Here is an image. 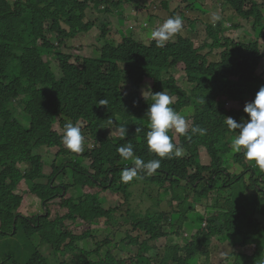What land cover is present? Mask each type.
I'll return each mask as SVG.
<instances>
[{
  "label": "trees",
  "instance_id": "1",
  "mask_svg": "<svg viewBox=\"0 0 264 264\" xmlns=\"http://www.w3.org/2000/svg\"><path fill=\"white\" fill-rule=\"evenodd\" d=\"M224 1L226 10L233 12L231 18L236 16L252 24L251 31L245 33L253 38L225 39V51L219 57L214 51L220 47L222 35L236 30L242 37L245 31L239 24L231 23L235 20H229L233 25L227 27V23L212 24V16L200 17L198 21L207 25L206 39L202 40L194 32V23L186 20L189 27L175 35V42L157 47L147 33L136 41L122 30L118 34L110 30L109 19L112 15L122 17L118 10L127 7L128 0H0V239H22L36 251L33 239L38 237L40 244L64 259L60 264H214L213 251L219 250L214 240L225 236L242 240L240 249L254 248L252 255L231 253L226 260L232 264H264V224L255 218L264 203V189H258L264 183V172L259 168L248 170L243 153H234L232 160L245 172L232 179L223 158L224 154H233L231 143L236 135L225 125V117L246 119L245 101H252L264 86V4L263 0ZM163 9L175 16L167 4ZM87 12H91L93 22L87 19ZM194 38L203 41L197 48ZM209 38H213L212 44ZM83 46L99 54L81 57L76 50ZM53 59L62 74L60 78L52 68ZM178 76L185 77L189 91L178 86ZM5 79L9 83L5 84ZM147 80L153 83L152 93L163 91L175 98L170 107L189 121V133L193 125L207 129L206 135L193 134L190 139L178 134V145L174 143V132H169L171 142L183 149L184 156L160 158L148 150L149 129L144 113L152 100L149 95H141V85ZM100 100H107V106H100ZM233 102L242 107L228 108ZM16 104L27 116L24 124L15 118ZM80 119L87 123L81 129L83 151L73 153L61 143L54 128L59 125L64 129L65 124ZM109 119L115 124L108 125ZM120 125L128 129L123 139L110 131ZM127 143L133 145L135 156L145 162L161 159L157 169L161 174L156 179L139 172L137 182L122 181V170L133 165L131 160L120 157L117 149ZM59 144L63 147L59 154L52 159L43 158L44 147ZM200 150H207L211 156V167L201 164ZM47 164L54 171L49 178L44 174ZM23 165L29 166L30 172L24 174ZM249 172L247 183L244 178ZM57 177L62 181L58 185L53 183ZM68 178L72 184L65 182ZM165 184L170 189L163 190ZM25 185L29 191L24 193L21 189ZM181 185H185L183 193L188 198L193 196L195 204L202 207L206 206L203 201L214 199L211 207L218 212L208 218L207 229L200 233L202 239L193 238L180 246L165 248L162 256L148 257L158 248L152 243L169 236L163 233L162 224L170 230L176 228L178 235L182 222L173 227L169 224L176 220L175 215L194 211L188 199L180 198L179 214L169 213L175 197L168 203L164 202L165 197H158L162 190L176 196ZM221 189L228 190L230 196L219 198ZM100 192L112 196L121 207L129 204L125 217L130 213L132 228L139 234L130 238L134 255L123 262L115 260L108 250L101 255L108 248L107 241H101L95 253L101 258L96 263L87 261L91 255L84 250L80 255L72 253L68 260L66 255L79 250V242L88 246L92 227L117 211L102 210ZM250 192L254 194V204H248ZM259 193L261 196L257 197ZM30 195L40 200L44 216L29 218L20 213ZM133 202L138 203V213L133 211ZM146 202L165 212L153 213L146 209ZM52 205L56 207L54 221L50 220ZM78 219L87 224L81 235L73 234L67 227ZM9 260L10 257L4 258L3 263L9 264ZM49 260L36 251L29 264H57Z\"/></svg>",
  "mask_w": 264,
  "mask_h": 264
},
{
  "label": "rangeland",
  "instance_id": "2",
  "mask_svg": "<svg viewBox=\"0 0 264 264\" xmlns=\"http://www.w3.org/2000/svg\"><path fill=\"white\" fill-rule=\"evenodd\" d=\"M79 1H84V0H79ZM130 3L127 5V7H123L121 10H118L119 14L122 13V17L120 16H114L112 15L111 19L109 21L111 22L110 24V30L113 31L114 33H117L119 31H123L124 33L127 34L128 37H134L136 39H140L138 37H144L146 36V32L143 29V23L148 22L146 25L148 28H151V31L158 28L165 20L170 18L171 13L167 12L166 10L163 9L164 5H168L171 9V12L175 15H178L182 18L183 20V28H188L189 24L186 22L188 20L189 22H193L194 25V32L198 33L200 36L201 40L206 39V36H204V30H206L207 25H203L198 21L200 17L207 18V15L213 19V13L217 14L220 16L219 20L213 21L212 24H216L220 20H222L220 23H227L225 26L230 27L234 23H237L241 26L242 29H245L242 37L238 34H236V30H228L222 35V43L220 47H215V54L220 57V54H222L225 51V39H250L253 37H249L246 35V31H251V25L249 22L246 21H241L240 19H237L236 16L232 17L233 12L227 11V5L226 1L224 0H153V3H149L148 0H128ZM251 1H257V0H251ZM264 4V0H263ZM262 5V4H260ZM264 8V6H263ZM139 11H142L143 15H140ZM136 12V13H135ZM261 12L264 14V9L261 10ZM94 16L97 17L96 13H94ZM99 16V14H98ZM87 19L90 22H93V16L91 12H87ZM124 20L121 22V20ZM137 20H142L140 21L139 24L137 23ZM150 19H152V22H150ZM105 20V17L101 20L100 24H102ZM229 20H235L234 22L229 23ZM136 22V23H135ZM87 23V20H86ZM135 24H138V27L136 26L134 32H129L128 29H131L135 26ZM241 29V30H242ZM101 28H98V31H100ZM260 30V29H259ZM199 38V40H200ZM194 47L197 48L198 46L201 45L203 41H199L198 38H194ZM170 41L175 42L176 37L174 36ZM207 41V40H206ZM208 42L212 44L214 42L213 38H209ZM263 50H264V41H263ZM80 52L81 57H93L97 56L99 53H92V51L87 47L83 46L82 48H79V50H76ZM64 53H70V51H64ZM52 68H54L56 75L58 78L62 76V74H59V68L57 65V62L53 59L52 60ZM261 70L264 72V61L262 62ZM177 84L178 86L185 90L189 91L190 87L186 84V80L184 76H178L177 78ZM141 89L144 91H152L153 90V83L147 81L145 84L141 85ZM141 92V95H142ZM148 92L145 93V97L148 96ZM167 93V92H165ZM169 95V93H167ZM171 96V95H169ZM172 97V96H171ZM173 101L175 100L174 97H172ZM246 102H251V100H246ZM245 105V104H244ZM17 111L15 114V118H17L20 122L23 124L25 123L27 116L22 115V108L16 104ZM228 108L231 109H240L242 106L238 103H232L231 105L229 104L227 106ZM190 113L188 114V116ZM189 124V121H187ZM190 125V124H189ZM56 130L60 134L61 128L59 125H57ZM29 129V128H27ZM112 133L119 135V133L116 131V129L110 130ZM174 131V130H173ZM175 135V143H178V134L174 132ZM92 148V146H91ZM59 154L58 149H47L44 148L42 149V156L44 159H52L54 158L55 155ZM184 155V154H182ZM234 154H226L224 156V162L225 165L227 164L228 168V173L233 177H238L242 174H244L245 169L237 166L236 163L232 160ZM199 159L201 160V164L203 166L211 167L212 166V159L211 156L208 154L206 150H200L199 152ZM248 168V170H254L257 169L253 165L252 162L245 161L244 162ZM22 172L25 174L27 172H30V167L23 165L21 168ZM53 170L51 168L50 164H47L45 166L44 174L46 175L47 178L51 177L53 175ZM251 172H249V175H247L246 181L248 183L250 179ZM243 179V178H241ZM60 182H62L58 177L53 181L54 184L58 185ZM68 184H72L71 179H66L65 181ZM44 184H47V179L43 181ZM260 187L258 188L260 191H263L264 189V183L259 184ZM185 188V185L179 186V192L177 193L175 197V203L170 206L169 208V213L170 212H175L176 214L178 213L179 207L177 206V201L182 198V199H188L190 204H193L194 206V211L187 210L183 215L186 216V219L188 221L180 219V216L175 215L176 220H173L171 224H169L170 227H173L174 223H180L182 222V225L180 227V232L178 235H175L176 228L171 229L168 228V226H163V233L170 235L168 238H163L159 239L156 242H153V246H158V250H154L147 254L146 256L148 257H155L158 255L163 254L165 248H171L175 246H179V244H184L186 239L191 240L192 237H197L198 239H202V235L200 234L201 231L204 229H207L208 227V218L218 212V210L212 208L211 206L215 205V202L211 201H203L206 206L202 207V204H195L193 200V196H190L189 198L187 197L186 194L183 193V190ZM24 193L26 191H29V188L25 185L23 189H21ZM264 192V191H263ZM240 193V192H237ZM139 195V194H138ZM220 195L221 198H227L230 196V192L221 189L220 190ZM253 193L250 192L247 195L248 199V204H254L255 199L253 198ZM257 195V197H260ZM119 197V196H118ZM167 198V200H170L172 197V194L168 192L167 194L164 193L162 190L160 198ZM238 197V196H237ZM27 204L24 206L23 210L20 212L22 215H25L26 217L29 218H34L37 216H44L45 215V209L43 205L41 204L40 200L37 197H34L33 195H30L29 198H27ZM100 199H101V207L103 211H108V210H114L115 213L111 214L107 219L105 220H99L98 225L92 227V232L90 236L88 237V246H86V243L79 242L76 247H78L79 250L77 251H69L67 256V259L70 260L72 259L73 254L75 255H80L82 250L85 251L86 254L91 255L89 259L87 260L88 262L91 263H96L100 258L101 255H104V253L108 250L110 255L117 260L118 262H123L130 260L133 255H134V247L129 244L131 242L130 238L138 237L139 234L133 230L132 228V217L129 213V217H125V212L129 208V204H127L124 207H121V204L118 203L117 200L113 199L112 196L105 194L104 192H100ZM159 201V200H158ZM148 203L146 205V209L150 208L153 213L156 212H165L160 208V206L154 205L152 202H146ZM225 201L221 203V205H224ZM162 206V204H161ZM138 203L133 202V211L136 210L135 213H138ZM224 208H220L219 210H223ZM50 220L54 221L56 218V207L54 205L50 206ZM131 212V211H130ZM256 216L255 218L257 221H261L264 224V203L261 206L260 210L255 212ZM179 220V221H178ZM182 220V221H181ZM186 221V222H185ZM184 223V224H183ZM85 224L82 222V220L78 219L74 223H68L67 227L69 230L75 234V235H81L85 231ZM191 237V238H190ZM144 239H148V236H145ZM40 239L34 238L33 243L36 251L43 255L44 258L54 260L57 264L62 263L64 259L56 257L57 255L53 254V250L50 247L44 246V244L39 243ZM101 241H107L108 243V248L103 250L100 254H95L97 251V243ZM217 246H219V250L213 251V263L214 264H232L229 262L230 260H226L227 256H230L231 253H241L242 254H247V255H252L254 252V248H248V249H243L239 248L240 242L239 240H230L229 237L223 236L220 239L214 240ZM67 244V243H66ZM36 251L33 250L30 247H27L24 241L21 239H0V261L2 264L4 258L10 257L9 264L11 262H15L16 264H29L32 258L36 255ZM67 253V252H66ZM49 260V262H50ZM233 259H231L232 261Z\"/></svg>",
  "mask_w": 264,
  "mask_h": 264
},
{
  "label": "clouds",
  "instance_id": "3",
  "mask_svg": "<svg viewBox=\"0 0 264 264\" xmlns=\"http://www.w3.org/2000/svg\"><path fill=\"white\" fill-rule=\"evenodd\" d=\"M149 1L150 3H153V0ZM140 12L141 11H139V13ZM140 15L143 14L140 13ZM219 19L220 16L213 13V20L216 21ZM140 21L142 22V20H137V23L139 24ZM221 21L222 20L217 23H219L220 25ZM150 22H152V19H150ZM147 23L148 22L144 21L143 29L147 34H149V40L151 42L155 41L157 47H164L165 43L170 41L175 35L180 33L183 28V20L178 15L168 18L158 28L152 31L151 28H148V26L146 25ZM138 24H135V26L131 29H128V31L134 32L136 26L138 27ZM136 38L132 37V39H135L136 41H139L141 39L140 37H138L140 39ZM71 63L75 64L76 66H79L73 61H71ZM147 81H145L143 84H145ZM4 83H9V80L5 79ZM142 91L143 90L141 89V92ZM152 91L142 92V96L144 98L145 93L148 92V95L151 97L152 100V103L148 105V108L144 113V116L146 117V125L149 129L146 133V144L148 150L152 153H155L160 158L170 159L174 156H184L182 155L184 154L183 149L176 146L178 145V143L176 144L174 142L176 144L175 145L171 142L169 132L174 130L173 132L180 135H187L190 139L191 135L193 134H199L200 136L206 135L207 129L201 128L199 125H193L191 127V132L189 133V124L186 121V118L183 115L179 114L177 111H175L172 107H170V105L173 103L172 97L163 91L156 93H152ZM98 103L100 106H107L108 101L100 100L98 101ZM243 112L247 114L246 119L241 118L239 121H237L232 117H225L224 120V123L227 128L236 132V135L232 139L231 151L233 154L242 152L247 161L252 162L255 167L259 168L261 172H264V86H261L259 88L258 92L255 94L251 102L245 103L243 107ZM114 124L115 121L111 119L108 120V125ZM86 125V121L80 119L76 123L65 124L64 129H61V132L59 134V136L61 137V143L69 151L73 153H80L83 151L82 145L84 137L81 133V129H85ZM54 131H56L55 128ZM116 131L119 133L120 138L123 139L125 138L128 129L126 128V125H120L116 128ZM48 148H57L59 153L63 147L61 146V144H59L56 147ZM117 152L120 157H122L124 160H131L133 165L132 167L125 168L122 170L121 179L123 182L131 181L132 184L137 182L138 179L136 177L139 172H144L152 179H156L158 175L161 174V172L157 170L161 167V159H153L148 162H145L141 158L135 156L133 145L131 143H127L126 145L118 147ZM225 155L226 154L223 155V158ZM87 165L90 164L87 163ZM231 178L233 179L232 176ZM138 189L143 190V188L141 187H139ZM166 189H170L169 184H165V186L163 187V190ZM161 192L162 191H160L158 197H160ZM219 198H221L220 194ZM164 202H171V199L167 200V198H165ZM211 202H214V199ZM131 206L133 207V203H131ZM165 214H167V210ZM180 219L185 220L186 216L181 215ZM186 221H188V219H186ZM162 225L164 226V224ZM168 235H170V233H168ZM193 238L197 237H192L191 239ZM185 241L188 242L190 240L186 239Z\"/></svg>",
  "mask_w": 264,
  "mask_h": 264
}]
</instances>
